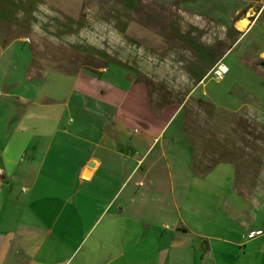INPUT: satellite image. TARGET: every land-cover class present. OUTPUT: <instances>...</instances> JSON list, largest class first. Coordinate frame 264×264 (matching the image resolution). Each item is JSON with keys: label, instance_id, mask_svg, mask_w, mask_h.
I'll return each instance as SVG.
<instances>
[{"label": "crops", "instance_id": "1", "mask_svg": "<svg viewBox=\"0 0 264 264\" xmlns=\"http://www.w3.org/2000/svg\"><path fill=\"white\" fill-rule=\"evenodd\" d=\"M235 1L240 12L231 32L240 34L264 14V0ZM245 18L251 22L243 30L239 22ZM216 24L212 18L186 21L204 26L208 37L217 35ZM220 31L223 37L225 30ZM12 38L0 39L9 45ZM35 58L25 49L23 69L0 67V264H132L140 252L135 247L144 245L146 229L155 226L173 246L175 225L153 220L162 195L176 209L178 179L187 185L195 171L203 177L216 165L198 155L202 136L188 117L166 136L167 124L187 100L146 99L149 87L110 82L103 78L106 67L33 70ZM214 63L199 70L190 97L199 98L194 93ZM50 80L51 87L38 92ZM159 103L178 106L155 128ZM221 149L210 151L212 159L221 157ZM237 163L233 179H204L210 187L229 185L224 192L209 190L221 196L214 209L219 219L201 218L206 227L196 230L181 218L185 232L201 239L190 247L196 252L192 264H264V181L246 176L250 163ZM154 234L161 251L160 233ZM180 243L175 248L185 250L187 244Z\"/></svg>", "mask_w": 264, "mask_h": 264}, {"label": "rangeland", "instance_id": "2", "mask_svg": "<svg viewBox=\"0 0 264 264\" xmlns=\"http://www.w3.org/2000/svg\"><path fill=\"white\" fill-rule=\"evenodd\" d=\"M174 2L0 0V38L14 40L7 45L0 39V67L23 69V51L32 49L36 57L33 70L106 67L103 78L110 82L126 85L133 81L149 87L146 99L187 100L167 124L166 136L173 135L181 120L188 117V125L202 136L196 141L198 155L215 162V168L203 177L195 171L187 185L178 179L176 209L172 203L164 202L162 195L161 207L153 220L158 225L162 221L168 223L167 228L175 225L173 246H167L170 239L159 232L158 226L146 229L144 245L135 247L140 252L135 251L136 261L132 264H192L190 257L196 252L190 247L201 239L185 232L181 218L202 230L206 225L199 223L201 218L214 214L215 220L219 219L214 209L221 205V196L209 190L224 192L229 187H210L205 180L216 183L233 179L237 171L233 165L238 162V167L241 163L251 164L244 171L248 178L264 181V14L247 31L238 34L231 32L232 20L240 12L235 0H179L180 8ZM202 18L207 22L212 18L217 23L213 26L217 35L203 34L202 25H186L190 19ZM220 30H225L223 37ZM220 62L228 67L223 78L217 79L210 71L194 93L206 101L190 97L196 79L202 76L199 70ZM51 81L43 83L38 92L48 90ZM177 106L159 103L161 115L155 128L163 126ZM215 146L224 151L219 159H212L210 151ZM203 149L205 153H201ZM234 151L248 155L243 159L244 154ZM164 205H168L167 209ZM154 233H160L161 251L153 243ZM175 242L178 246L180 242L187 244L186 249L175 248Z\"/></svg>", "mask_w": 264, "mask_h": 264}, {"label": "built area", "instance_id": "3", "mask_svg": "<svg viewBox=\"0 0 264 264\" xmlns=\"http://www.w3.org/2000/svg\"><path fill=\"white\" fill-rule=\"evenodd\" d=\"M228 71L227 65L225 66L224 63L220 62L215 67L212 68L211 72L214 73L217 79H222L224 74ZM3 173V170L0 168V174Z\"/></svg>", "mask_w": 264, "mask_h": 264}, {"label": "bare ground", "instance_id": "4", "mask_svg": "<svg viewBox=\"0 0 264 264\" xmlns=\"http://www.w3.org/2000/svg\"><path fill=\"white\" fill-rule=\"evenodd\" d=\"M250 20L248 18H245L239 22V27L243 30H246L250 25ZM226 66V64H224Z\"/></svg>", "mask_w": 264, "mask_h": 264}]
</instances>
